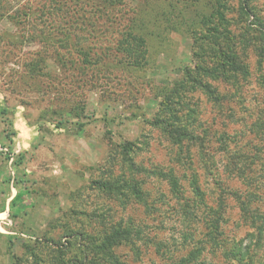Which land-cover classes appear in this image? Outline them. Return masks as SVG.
Listing matches in <instances>:
<instances>
[{
  "label": "rangeland",
  "instance_id": "374dc122",
  "mask_svg": "<svg viewBox=\"0 0 264 264\" xmlns=\"http://www.w3.org/2000/svg\"><path fill=\"white\" fill-rule=\"evenodd\" d=\"M113 1V7L106 10L112 17L108 22H103L105 10L92 9L94 0L83 3L88 13L93 11L99 17L95 21L99 35L108 31L103 34L107 37L105 45H110L117 27L121 25L123 30L127 19L139 11L150 36V64L141 72L116 66L110 59V70L101 66L98 71L65 74L49 60L47 71L53 78H33L26 67L41 46L22 49L13 45L17 41L7 35L22 38L21 30L8 20L0 24V264L104 263L82 234L98 238L112 226L128 222L142 228L145 242H137L139 253L126 246L115 248L114 255L122 263L172 264L186 258L203 240L207 221L202 215L193 223L185 220L167 182L149 174L137 176L150 195L151 210L134 201L123 207L93 189L94 181L110 175L127 177L119 157L115 164L109 160L116 146L126 141L141 148L134 156L141 167L175 171L187 196H191L190 183L196 179L209 207L223 200L222 239L229 244L246 239L252 230L242 221L232 196L245 195L247 187L230 175L225 168L228 159L216 152L220 144L214 143L215 135L227 133L238 141L230 144V150L239 145L243 153L255 159L252 168L261 196L255 207L264 213V88L259 83L255 55L250 54L249 60L252 78L244 85L241 98L237 96L227 106L233 110L232 119L227 118L229 110L222 115L203 94H195L198 120L210 130L207 139L213 143L206 159L197 149H192L191 160L182 159L180 149L149 121L157 112L158 91L170 86L185 67L192 65L191 39L167 30L168 19L178 21L177 12L171 13V0ZM228 1L238 8V0ZM252 4L264 17V0H253ZM118 17H122L121 23ZM22 30L26 36L31 31L36 33L32 27ZM233 90L220 88L223 94ZM257 120L263 122L256 131L252 125ZM187 233L191 239L185 242ZM209 250L204 255L207 260L222 264V252L215 257ZM84 252H89L87 260Z\"/></svg>",
  "mask_w": 264,
  "mask_h": 264
},
{
  "label": "trees",
  "instance_id": "16d2710c",
  "mask_svg": "<svg viewBox=\"0 0 264 264\" xmlns=\"http://www.w3.org/2000/svg\"><path fill=\"white\" fill-rule=\"evenodd\" d=\"M94 1L89 3L92 9L96 10L98 7L97 10L103 9L107 12L103 16V22L111 20V13L106 10L113 7L114 1ZM104 2L107 4L101 7ZM238 2L237 9L231 7L228 0H171L169 5L171 13L177 12L178 21L175 23L168 19L167 30L185 34L191 39L192 65L185 67L181 77L170 86L158 91L157 112L149 124L160 130L172 145L180 149L182 159L187 157L191 160L192 149H197L200 157L206 159L213 143L207 139L211 136L210 130L198 120L199 105L194 101L195 94H203L208 103L222 115L229 110L227 118L229 116L232 119L233 110L227 106L237 96L241 98L244 85L253 76L249 64L250 54L257 58L256 67L260 72L258 79L260 86L264 88V17L252 4L253 0ZM86 6L83 0H0V24L8 20L21 30L22 38L18 35H7L10 40L17 41L12 42L13 45L22 46V49L34 44L41 46L34 54L35 58L27 64L26 71L30 76L53 78L47 71L49 64L46 61L49 60H52L60 73L65 74L89 73L101 69V66L110 70L111 66L107 64L110 59L116 66L134 72H141L149 66V29L139 11L127 19L123 30H120L119 25L115 36L109 40L110 45H105L107 37L103 34L108 31L99 35L100 31L95 27V21L99 17L93 11L88 13ZM231 13L236 16L230 17ZM118 19L120 22L122 17ZM29 27L37 34L31 31L26 36L22 29ZM70 77L73 78L72 75ZM221 86L234 89V92L223 94L220 92ZM262 122L257 120L252 128L257 131ZM214 138V143L220 144L216 152L228 159L225 167L227 171L247 187L245 195L232 193L238 203L242 221L252 230L240 242L233 241L228 244L222 239L224 232L221 229L225 221L224 206L220 204L223 200L218 206L209 207L196 179L190 183L192 193L189 197L175 171L148 170L141 167L134 161V156L141 150L135 142L126 141L117 145L109 159L115 164L119 157L128 171L127 177L110 175L106 179L94 181L92 187L120 202L123 207L134 201L146 210H151L153 206L149 202L150 195L144 191V183L137 178L141 174H149L167 182L171 193L179 201L181 215L185 220L190 219L193 223L196 216L200 218L202 215V219L207 221V232L203 240L197 243V247L186 258L172 264H214L204 256L208 247L209 254L215 257L219 251L222 252V264H264V213L255 207L261 200L256 185L258 177H255L252 168L255 159L250 154L243 153L244 150L239 145H236L235 150H230V144H237L238 141L227 133L215 135ZM181 158L178 157V160ZM82 236L84 239L89 238L88 246L95 251L100 261L109 264H124L114 255L115 248L126 246L139 253L137 242H145L142 228L133 222L112 226L98 238L85 237L84 234ZM190 239L191 234L184 235L185 242ZM88 257L89 252H84V260Z\"/></svg>",
  "mask_w": 264,
  "mask_h": 264
}]
</instances>
